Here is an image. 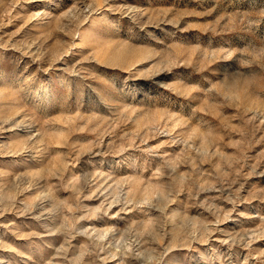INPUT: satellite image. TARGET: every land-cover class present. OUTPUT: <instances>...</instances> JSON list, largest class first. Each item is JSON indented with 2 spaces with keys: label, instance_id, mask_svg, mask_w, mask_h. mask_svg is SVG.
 Returning a JSON list of instances; mask_svg holds the SVG:
<instances>
[{
  "label": "rangeland",
  "instance_id": "1",
  "mask_svg": "<svg viewBox=\"0 0 264 264\" xmlns=\"http://www.w3.org/2000/svg\"><path fill=\"white\" fill-rule=\"evenodd\" d=\"M0 264H264V0H0Z\"/></svg>",
  "mask_w": 264,
  "mask_h": 264
}]
</instances>
